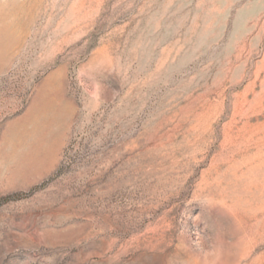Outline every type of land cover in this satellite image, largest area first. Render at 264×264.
I'll use <instances>...</instances> for the list:
<instances>
[{"label":"rangeland","instance_id":"1","mask_svg":"<svg viewBox=\"0 0 264 264\" xmlns=\"http://www.w3.org/2000/svg\"><path fill=\"white\" fill-rule=\"evenodd\" d=\"M0 264H264V0H0Z\"/></svg>","mask_w":264,"mask_h":264},{"label":"trees","instance_id":"2","mask_svg":"<svg viewBox=\"0 0 264 264\" xmlns=\"http://www.w3.org/2000/svg\"><path fill=\"white\" fill-rule=\"evenodd\" d=\"M26 196V194H19V195H15V196H10V197H7V198H4L2 200H0V202L2 201H10L12 199H19L20 197H24Z\"/></svg>","mask_w":264,"mask_h":264}]
</instances>
